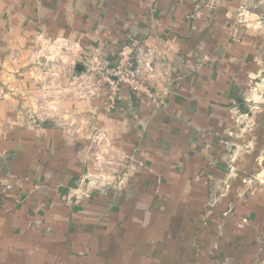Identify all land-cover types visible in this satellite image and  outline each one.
Wrapping results in <instances>:
<instances>
[{
	"label": "crops",
	"instance_id": "crops-1",
	"mask_svg": "<svg viewBox=\"0 0 264 264\" xmlns=\"http://www.w3.org/2000/svg\"><path fill=\"white\" fill-rule=\"evenodd\" d=\"M0 264H264V0H0Z\"/></svg>",
	"mask_w": 264,
	"mask_h": 264
},
{
	"label": "built area",
	"instance_id": "built-area-1",
	"mask_svg": "<svg viewBox=\"0 0 264 264\" xmlns=\"http://www.w3.org/2000/svg\"><path fill=\"white\" fill-rule=\"evenodd\" d=\"M51 43L47 40L42 42L39 50L51 47ZM156 66L154 49L140 39H133L117 50L115 61L111 64H106L99 57L92 58L86 64L85 73L70 77L68 85L78 89L77 95L81 97L102 92L106 98L105 109L111 111L115 108L122 86L134 94L154 98L157 93L151 79L156 73Z\"/></svg>",
	"mask_w": 264,
	"mask_h": 264
}]
</instances>
